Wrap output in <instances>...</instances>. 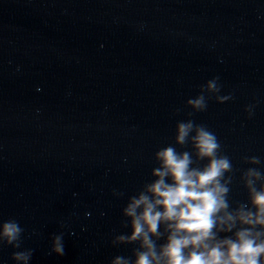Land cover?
<instances>
[{"label": "water", "instance_id": "95a60500", "mask_svg": "<svg viewBox=\"0 0 264 264\" xmlns=\"http://www.w3.org/2000/svg\"><path fill=\"white\" fill-rule=\"evenodd\" d=\"M187 120L231 160V207L249 203L244 172L264 175V0H0V224L23 229L0 264L26 249L29 264L134 261L138 244H113L131 233L122 210Z\"/></svg>", "mask_w": 264, "mask_h": 264}, {"label": "clouds", "instance_id": "9594fccd", "mask_svg": "<svg viewBox=\"0 0 264 264\" xmlns=\"http://www.w3.org/2000/svg\"><path fill=\"white\" fill-rule=\"evenodd\" d=\"M217 79L208 81L187 105L205 110L204 93L220 91ZM229 98L216 96L221 103ZM188 144L192 151H177L176 145ZM220 153L217 136L206 126L193 120L177 123L175 143L155 153L158 166L151 172L155 179L129 197L122 210L131 233L117 235L113 244H138L135 260L117 256L111 264H264V175L255 167L244 172L249 203L232 208L228 199L232 178L225 174L233 166ZM204 160L207 163L200 166ZM247 162L257 165L260 158L252 156ZM22 233L17 221H5L0 224V243L18 249ZM162 238L165 243L158 245ZM52 252L64 254L61 235L53 238ZM31 256L30 249L13 253L17 264H29Z\"/></svg>", "mask_w": 264, "mask_h": 264}]
</instances>
